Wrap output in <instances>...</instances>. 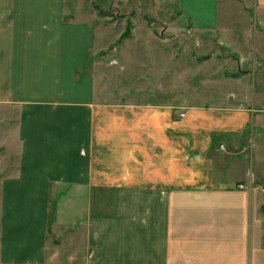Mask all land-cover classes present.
<instances>
[{
  "label": "crops",
  "instance_id": "crops-1",
  "mask_svg": "<svg viewBox=\"0 0 264 264\" xmlns=\"http://www.w3.org/2000/svg\"><path fill=\"white\" fill-rule=\"evenodd\" d=\"M159 1L198 34L229 32L250 7L264 27V0ZM98 18L66 0H0V263L264 264V176H247L241 133H221L245 123L114 99L87 72L105 48ZM103 190L113 206L93 210ZM59 225L80 236L66 261L47 246Z\"/></svg>",
  "mask_w": 264,
  "mask_h": 264
},
{
  "label": "rangeland",
  "instance_id": "rangeland-1",
  "mask_svg": "<svg viewBox=\"0 0 264 264\" xmlns=\"http://www.w3.org/2000/svg\"><path fill=\"white\" fill-rule=\"evenodd\" d=\"M66 1L69 6L94 7L97 12L101 21V45L105 48L94 58V66L90 64L91 58L87 72L96 74L102 88L110 85L112 93H109L114 99L172 103L175 117H178L177 112L187 114L189 107L196 106L208 116L228 121L229 127H239L244 122L243 129L237 132L228 128L221 133H232L235 137L241 133L242 144L246 146L243 154L247 155L244 165L247 176L259 168L260 175L264 176V148L260 145H264V141L256 144L264 136V27L258 24L252 7L250 19L235 11L237 23L229 32L220 28L198 34L178 26L176 9L167 10L169 7L159 0ZM258 37H262V42H255ZM257 83L263 91H258ZM214 133L219 135L220 131ZM257 133L262 136L258 138ZM254 137L258 138L255 143ZM215 141L219 145L220 140ZM253 146L260 147V160H254L256 164L249 162ZM238 150L231 148V152ZM3 153L0 149V160H10L11 157ZM8 165L10 167L12 162L8 161ZM6 174L10 172L0 171V177ZM98 195L99 200L106 201L95 203L93 210H110L113 192L103 190ZM50 208L52 223L54 201ZM59 226L55 233L49 229L47 246H56L58 257L66 261L64 249L69 243L80 242V236L70 238L66 227ZM70 239L73 240L68 242ZM72 263L82 264L83 261L79 257Z\"/></svg>",
  "mask_w": 264,
  "mask_h": 264
},
{
  "label": "built area",
  "instance_id": "built-area-1",
  "mask_svg": "<svg viewBox=\"0 0 264 264\" xmlns=\"http://www.w3.org/2000/svg\"><path fill=\"white\" fill-rule=\"evenodd\" d=\"M184 113L183 112H180V116H183ZM240 188H242L243 186L242 185H239Z\"/></svg>",
  "mask_w": 264,
  "mask_h": 264
},
{
  "label": "trees",
  "instance_id": "trees-1",
  "mask_svg": "<svg viewBox=\"0 0 264 264\" xmlns=\"http://www.w3.org/2000/svg\"><path fill=\"white\" fill-rule=\"evenodd\" d=\"M262 210H263V212H264V205L262 206Z\"/></svg>",
  "mask_w": 264,
  "mask_h": 264
}]
</instances>
